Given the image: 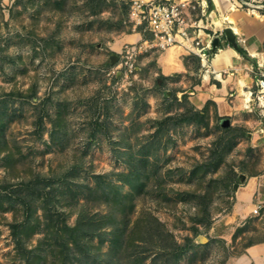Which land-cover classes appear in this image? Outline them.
<instances>
[{"label": "rangeland", "instance_id": "rangeland-1", "mask_svg": "<svg viewBox=\"0 0 264 264\" xmlns=\"http://www.w3.org/2000/svg\"><path fill=\"white\" fill-rule=\"evenodd\" d=\"M243 1L215 22L233 4L264 30V0ZM131 5L0 0V264H235L264 245V118L241 91L219 98L227 44L205 66L148 32L119 45Z\"/></svg>", "mask_w": 264, "mask_h": 264}, {"label": "built area", "instance_id": "built-area-1", "mask_svg": "<svg viewBox=\"0 0 264 264\" xmlns=\"http://www.w3.org/2000/svg\"><path fill=\"white\" fill-rule=\"evenodd\" d=\"M234 3L239 8L246 4L243 0H234ZM256 8L259 12L262 10V7ZM213 14L206 0H132L128 23L133 31L151 34L152 40L144 43L146 47L180 48L207 63L215 41L225 37L224 28H218L213 22ZM137 43L123 48V66L133 67ZM252 74L254 83L249 90L251 101L247 109L252 110L254 106L264 118V60L256 61Z\"/></svg>", "mask_w": 264, "mask_h": 264}, {"label": "crops", "instance_id": "crops-1", "mask_svg": "<svg viewBox=\"0 0 264 264\" xmlns=\"http://www.w3.org/2000/svg\"><path fill=\"white\" fill-rule=\"evenodd\" d=\"M175 1H180V0H175ZM206 1L209 5L210 10H213V12L215 14L214 7L219 9L216 2L214 0H206ZM214 17H216V16L213 15V22L217 25V23L215 22V19H217V18H214ZM260 18H261V16H260ZM221 20H222V18H221ZM239 20L241 22L240 26L242 28V35L241 34H234L233 31L231 30L232 34H233L232 39L234 40L233 43L227 39L226 35L222 41L218 42V46H219V44H221L223 46L225 44H227V46H224V49H219L218 52L223 51L227 56L231 57L232 62H233L232 66L226 67L225 65H223L220 68L216 69L214 66H212V63H211V68L213 69L212 73H214L216 75L221 74L223 76V74H225L228 71L232 72L231 75L234 78L230 80V82L232 81L231 83L228 82V84L230 83L231 85L230 86L227 85L226 89H225L222 81L219 80L216 76L217 81L223 85V90H225L226 92H228L230 90H232V91L235 90V91L239 92L240 86L237 83V81H239V80H242L245 83V90L249 92L250 88H252L253 83H254L252 68L254 67L257 60H264V32H263L264 30H263V25L258 22L257 18H250V19L247 18L246 19V18L240 17V15H239ZM142 33L143 32L141 30L140 31H134V34H137L140 36L139 41H141L143 39ZM183 53L186 54L185 51H183ZM176 55H177V53H176ZM235 59H237V61ZM235 62L236 63L238 62V63L235 64ZM165 63L166 62L163 60V64H164L165 68L167 69L169 67V65L165 64ZM174 63H175V61H174ZM203 63H204L203 66H205L206 63L205 62H203ZM175 66L180 67L178 70L183 68L181 61H180V65L175 64ZM216 88L217 87H215V89ZM211 91L213 93L211 95L216 96V93L212 89H211ZM226 92L222 91L221 94H219V95L217 94V95L220 98V96L221 97L224 96V94ZM209 99H214V98L211 96V97H209ZM217 100H215V102L218 106L219 113H221L222 115L228 114L229 110H228L225 102L224 101L218 102ZM203 102H206V101L203 100ZM248 186L238 196V202L239 203L237 204V208H236L237 212L239 213V216H241L243 218L246 217L247 215H249L252 211L249 212L250 204L244 198H241V195L243 193L250 194V196H251L250 201H251V204L253 205V202H254L253 198H254V195L256 193V189H257L258 185L255 183V186L251 190L248 188ZM253 206L256 209V205H253ZM245 212H248V213H245ZM248 254H249V252H248ZM251 260L255 261V259H253V258ZM251 260H250V262H251ZM250 262H249V264H250ZM235 264H237V261L235 262Z\"/></svg>", "mask_w": 264, "mask_h": 264}, {"label": "bare ground", "instance_id": "bare-ground-1", "mask_svg": "<svg viewBox=\"0 0 264 264\" xmlns=\"http://www.w3.org/2000/svg\"><path fill=\"white\" fill-rule=\"evenodd\" d=\"M214 1L217 3L218 8L222 9V11L227 10L226 7L223 8V4L226 5L225 4L226 0H214ZM230 10H232L233 13H231V14L223 13L222 14V20L223 21L222 20L217 21V27L222 28V27H224V23H226L227 26L229 28H231V30L233 31L234 34H241L242 35V28L240 26L241 22L239 20V14L236 12V7L233 4H231ZM256 16H258V15H256ZM258 17H260V16H258ZM139 39H140V36L137 34L129 35L123 41H120L119 45H121L123 42H128V41L129 42H137V41H139ZM235 60L237 61V59H235ZM232 63L233 62H232L231 57L227 56L223 51H220L215 56V58L213 59L212 66H214L215 68L216 67L220 68L223 65L228 67V66H232ZM237 63L235 62V64H237ZM167 71L170 72V69H168ZM217 78L222 81V83L224 84V87L226 89L228 82H230L231 78L226 80L220 74H217ZM205 81H209V74L205 75ZM237 83L240 86V91H241L242 95L244 94V96L246 97L245 99L242 98V105L246 106V108H247L248 103L251 101L250 93L245 90V83L242 80L237 81ZM223 92H226V91L223 90ZM254 186H255V182H251L249 184L248 188L251 190ZM250 197H251L250 194H246V193H243L241 195V198H244L250 204L249 212H251V211L256 212L255 207L251 204ZM245 213H248V212H245ZM252 258L255 259V261L258 264H264V245L250 249L248 255H243L242 257H240L237 260V264H249V262Z\"/></svg>", "mask_w": 264, "mask_h": 264}, {"label": "trees", "instance_id": "trees-1", "mask_svg": "<svg viewBox=\"0 0 264 264\" xmlns=\"http://www.w3.org/2000/svg\"><path fill=\"white\" fill-rule=\"evenodd\" d=\"M127 178V177H126ZM125 178V180L127 181V183L129 184V186L132 188V189H137V187H140L141 189H143L146 185L144 184V183H140L139 181H137V183H132V182H130L128 179H126ZM100 179H102L101 177H100ZM78 228V227H77ZM79 229V228H78ZM65 245H67V243L65 242ZM176 258H178V257H176ZM176 260H178V259H176Z\"/></svg>", "mask_w": 264, "mask_h": 264}, {"label": "water", "instance_id": "water-1", "mask_svg": "<svg viewBox=\"0 0 264 264\" xmlns=\"http://www.w3.org/2000/svg\"><path fill=\"white\" fill-rule=\"evenodd\" d=\"M225 35H226L227 39H228L230 42H232V43L234 42V40L232 39V38H233V34H232V31H231L230 28L227 29V30L225 31ZM218 42H219V40H216V41H215V47L218 46Z\"/></svg>", "mask_w": 264, "mask_h": 264}]
</instances>
